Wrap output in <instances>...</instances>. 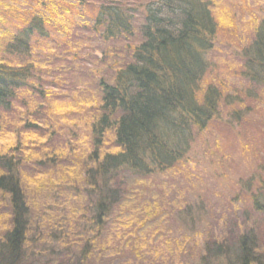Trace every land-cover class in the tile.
I'll use <instances>...</instances> for the list:
<instances>
[{"label": "trees", "instance_id": "16d2710c", "mask_svg": "<svg viewBox=\"0 0 264 264\" xmlns=\"http://www.w3.org/2000/svg\"><path fill=\"white\" fill-rule=\"evenodd\" d=\"M40 1L45 5L47 0ZM40 1L0 0V264L261 263L251 232L233 238L225 234L222 238L206 237L199 250L192 246L196 251L191 250V261L187 263L182 242L177 241L173 247L164 238L162 247H153L146 233L131 227L136 222L141 228L162 212L147 204L130 207L133 183L184 164L182 159L191 149L195 134L216 118L221 95L214 87L203 94L200 84L209 66L206 54L220 29L211 2L91 3L98 6L93 8L96 13L92 20L99 37L137 33L141 39L134 45L127 43V62L112 76L99 79L101 103L97 120L91 124L90 150L82 148L79 158L74 153L70 164H66L62 143L51 145L53 141L48 137L43 144L36 133V137L26 138L23 132L14 130L23 122L22 127L29 133L35 125L31 122L36 118L32 97L24 94L40 85L36 66L54 63L31 52L37 46L31 37L49 38V30L59 23V30L67 33L70 26L71 30L78 29L79 20L87 19L85 11L67 24L52 14L48 18L36 9L35 2ZM135 4H141V9L130 8ZM242 4L235 3L240 11L251 10ZM49 8L60 17L70 11ZM260 10L264 12V2L253 5L251 29L240 43L241 47L245 45L242 73L256 84L264 81V15L259 14ZM233 30L239 37L238 30ZM63 44V53H74L71 40L63 39ZM39 68L50 71V66ZM110 135L114 144L108 147L105 144L110 142ZM240 184L247 190L252 209L264 212V177L259 179L253 174ZM52 189L57 190V197ZM47 199L52 204L70 203L60 223L44 210ZM77 207L78 214L72 215V208ZM126 210L133 212L126 215ZM140 211L144 217L139 220ZM123 212L124 220L120 217ZM177 251L180 256L175 254Z\"/></svg>", "mask_w": 264, "mask_h": 264}, {"label": "rangeland", "instance_id": "374dc122", "mask_svg": "<svg viewBox=\"0 0 264 264\" xmlns=\"http://www.w3.org/2000/svg\"><path fill=\"white\" fill-rule=\"evenodd\" d=\"M75 1L78 0L68 4L47 0L45 5L41 4L43 1L35 2L38 11L48 18L52 14L64 24L74 16L80 18L77 13L83 11L87 19L79 20L78 29L76 27L71 30L70 26L67 33L59 30V23L49 30V38L39 40L41 38L36 35L31 37L32 44L37 45L31 52L40 53L46 62L54 63L36 66L35 72L41 78L40 85L24 94L26 98L32 97L36 118L31 117V122L35 125L29 129V133L22 127L23 122L14 127L16 133L21 131L26 138L36 137L35 133L40 135V143L46 144L48 137L53 141L51 145L62 143L67 155L64 160L67 161L66 164H70L74 153L79 158L82 148H87L88 152L90 150L91 124L97 120L101 103L99 79L101 76H112L115 69L118 70L127 62L130 54L127 43L134 45L141 39L137 33L109 39L99 37V31L94 30L92 20V14L96 13L93 8L98 6H91V3L94 5L104 0ZM208 1L211 2L210 9L218 20L220 29L215 36L214 46L206 54L209 66L200 84L203 94L214 87L221 95L216 118L208 128L195 134L191 149L182 159L184 164L179 163L174 170L161 175L155 174L149 180L135 181L133 185L129 183L133 191L130 195V207L141 208L142 204H147L156 210L162 209L160 214H156L143 227L140 228L136 222L131 227L146 233L150 238L149 244L153 247H162L164 238L173 247L177 241L182 242L187 250L184 253L187 263L191 261L192 246H197L196 249L199 250L206 237L207 240L222 238L225 234L227 238H233L241 233L251 232L254 234L252 238L257 249L255 252L260 256L261 262L256 264H264V212L252 209L247 190L240 184L249 180L253 174L259 179L264 177V164H259L264 161V81L256 84L242 73L245 45H240L241 37L251 29L253 5L258 2L261 4L264 0ZM129 2L127 1V5ZM235 3L248 5L251 10L240 11ZM47 4L49 7L70 11L61 18ZM130 8L140 10L141 4L131 5ZM259 14L264 15V12L260 10ZM230 26L233 27L232 31ZM234 28L238 30L239 37L235 36ZM66 38L75 44L74 53L65 54L61 50L64 46L63 39ZM248 44L247 42L246 47ZM112 62L116 64L113 65ZM41 66H50V71L40 69ZM109 141L105 144L108 147L114 144L111 135ZM33 187L31 183V188ZM52 191L53 196L57 197V190ZM47 201L44 210L53 215H49L53 221L60 223L70 210V203L65 205L56 201L52 204L49 199ZM78 210V207L72 208V215H77ZM41 212L43 210L39 214ZM132 212L125 211L126 215ZM125 213L120 215L123 220ZM143 217L144 214L140 211L138 219ZM175 254L180 253L177 251Z\"/></svg>", "mask_w": 264, "mask_h": 264}]
</instances>
